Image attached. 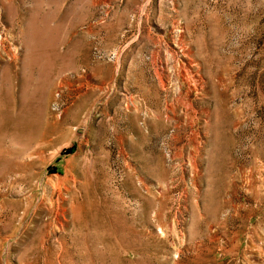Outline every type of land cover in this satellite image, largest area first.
<instances>
[{"label":"rangeland","instance_id":"374dc122","mask_svg":"<svg viewBox=\"0 0 264 264\" xmlns=\"http://www.w3.org/2000/svg\"><path fill=\"white\" fill-rule=\"evenodd\" d=\"M0 264H264V0H0Z\"/></svg>","mask_w":264,"mask_h":264}]
</instances>
